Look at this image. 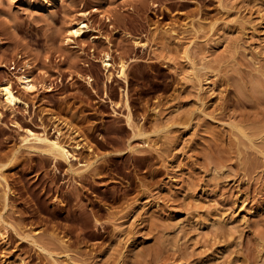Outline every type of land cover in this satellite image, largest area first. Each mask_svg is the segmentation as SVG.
Here are the masks:
<instances>
[{"label": "rangeland", "instance_id": "rangeland-1", "mask_svg": "<svg viewBox=\"0 0 264 264\" xmlns=\"http://www.w3.org/2000/svg\"><path fill=\"white\" fill-rule=\"evenodd\" d=\"M8 80L0 264H264V0H0Z\"/></svg>", "mask_w": 264, "mask_h": 264}, {"label": "bare ground", "instance_id": "bare-ground-1", "mask_svg": "<svg viewBox=\"0 0 264 264\" xmlns=\"http://www.w3.org/2000/svg\"><path fill=\"white\" fill-rule=\"evenodd\" d=\"M80 23L81 22L76 23L74 27H68L66 29V37H65L66 42L71 40V36H78L82 33L83 31L82 27L84 26V24L79 25ZM107 59L108 58L104 59V62H105L104 65L110 66L111 63ZM124 68H125L124 63L120 61L118 72L120 74H124ZM15 80L18 82V84H20L24 92H32V91H35L37 88L36 84L34 83L33 77L29 71L21 70L20 72H18V74L15 75ZM0 91L2 92L3 96H5L4 105L6 107H11L12 105L21 101L20 92L18 95L14 93L12 89V84L9 80L4 82L3 84H0ZM232 126H234V124ZM239 130L241 132L240 134H242V136L246 138L245 142L246 140H248L247 142H249L251 146L254 145L255 147H257L256 148L257 151L260 154H262V156L264 157V141L261 142L260 144H257L254 141V137H253L254 135L258 134V132L255 130L250 133H247L242 128H239ZM25 131L26 132H25L24 140L32 141L33 145L42 147V149L45 152L49 153L54 158L56 157L67 158L69 154H71V151L67 148V146L63 142L57 139H51L44 133H36V132L31 131L30 129H26ZM259 132H261V130ZM39 245L41 246V248H45V247H42L43 246L42 243H40Z\"/></svg>", "mask_w": 264, "mask_h": 264}]
</instances>
